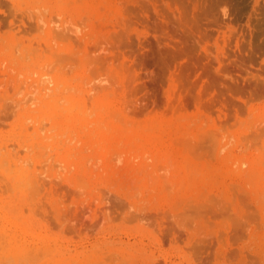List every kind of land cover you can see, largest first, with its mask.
Here are the masks:
<instances>
[{
	"label": "rangeland",
	"instance_id": "1",
	"mask_svg": "<svg viewBox=\"0 0 264 264\" xmlns=\"http://www.w3.org/2000/svg\"><path fill=\"white\" fill-rule=\"evenodd\" d=\"M0 226V264H264V0H0Z\"/></svg>",
	"mask_w": 264,
	"mask_h": 264
},
{
	"label": "bare ground",
	"instance_id": "2",
	"mask_svg": "<svg viewBox=\"0 0 264 264\" xmlns=\"http://www.w3.org/2000/svg\"><path fill=\"white\" fill-rule=\"evenodd\" d=\"M0 227H1V226H0ZM2 228L5 230L4 227H1V229H2ZM1 229H0V230H1ZM5 231H6V230H5ZM0 232H1V231H0ZM3 233H4V232H2V234H3ZM2 234H0V235L2 236ZM2 237H3V236H2ZM13 239H14V238H13ZM16 239H17V241H18V238H16ZM5 241H6V239H4V241H3V242L5 243V245H4V249H5L6 242H7V241H6V242H5ZM12 241H13V240H12ZM1 242H2V241H1ZM8 242H11V239L8 238ZM8 242H7V243H8ZM10 244H11V243H10ZM8 246H9V244H8ZM6 247H7V246H6ZM20 247H22V246L20 245ZM0 248H1V247H0ZM6 249H7V248H6ZM6 249H5V250H6ZM10 249H11V247H10ZM10 249H9V251L12 250V252H13V249H11V250H10ZM7 250H8V249H7ZM7 250H6V251H7ZM17 250H19V247H18ZM0 251H1V249H0ZM19 251H21V250H19ZM3 252H4V251H3ZM1 253H2V252H1ZM4 253H5V252H4Z\"/></svg>",
	"mask_w": 264,
	"mask_h": 264
}]
</instances>
